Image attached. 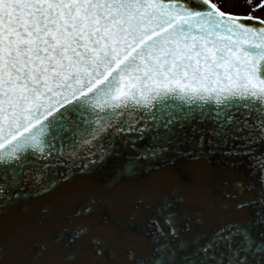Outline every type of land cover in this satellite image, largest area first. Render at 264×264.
<instances>
[{"label":"snow or ice","instance_id":"1","mask_svg":"<svg viewBox=\"0 0 264 264\" xmlns=\"http://www.w3.org/2000/svg\"><path fill=\"white\" fill-rule=\"evenodd\" d=\"M247 3L0 0V264H264Z\"/></svg>","mask_w":264,"mask_h":264},{"label":"rangeland","instance_id":"2","mask_svg":"<svg viewBox=\"0 0 264 264\" xmlns=\"http://www.w3.org/2000/svg\"><path fill=\"white\" fill-rule=\"evenodd\" d=\"M220 3L225 11H229L238 15H246L251 11L247 0H216ZM255 3H259V0H254ZM256 17L264 18V10L252 12Z\"/></svg>","mask_w":264,"mask_h":264},{"label":"water","instance_id":"3","mask_svg":"<svg viewBox=\"0 0 264 264\" xmlns=\"http://www.w3.org/2000/svg\"><path fill=\"white\" fill-rule=\"evenodd\" d=\"M245 23H246V24H250V25H252V24H254L255 22H254V21H245ZM121 118H123V117H121Z\"/></svg>","mask_w":264,"mask_h":264}]
</instances>
